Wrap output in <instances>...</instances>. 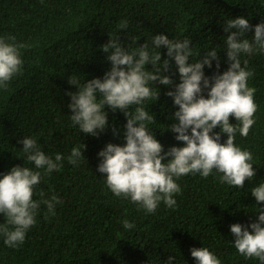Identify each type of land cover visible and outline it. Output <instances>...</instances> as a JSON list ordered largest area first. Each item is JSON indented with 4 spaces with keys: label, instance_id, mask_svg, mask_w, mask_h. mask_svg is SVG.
Segmentation results:
<instances>
[{
    "label": "trees",
    "instance_id": "1",
    "mask_svg": "<svg viewBox=\"0 0 264 264\" xmlns=\"http://www.w3.org/2000/svg\"><path fill=\"white\" fill-rule=\"evenodd\" d=\"M239 16L253 25L246 33L251 39L254 26L264 22V0H0V36H15L26 45L21 49V72L0 88V179L17 165L41 171L33 199L55 195L60 201L54 214L41 202L36 223L19 247L6 245L0 234V264H167L170 256H175L172 264H196L191 255L194 247L209 248L222 264H261L258 258L238 253L230 226H248L264 210V202L257 204L251 192L264 182V52L241 57L242 66L246 60L254 73L249 86L256 89L258 105L248 136L239 131L235 136L237 145L253 153L256 169L244 188L222 183L223 174L216 170L206 178L190 173L177 180L181 192L174 197V207L161 202L154 213H147L130 198L116 197L106 185V174L97 170L102 160L98 153L108 143H126L125 112L106 105L107 127L93 136L73 125L69 108V93L79 90L69 83L73 74L83 84L103 79L111 69L109 54L101 48L111 37L121 38L128 50L147 43L150 54L161 51L162 59H169L167 49L153 48L155 35L188 39L193 63L215 49L219 69L216 60L211 68H204L205 75L212 77L229 67L224 41L230 33L224 25ZM165 74L174 83L152 84L159 98L145 100L144 107L156 118L149 131L167 151L184 142L168 129L178 110L174 98L167 95L180 82L174 60ZM230 123L238 121L233 116ZM213 131L220 132V127ZM25 137L35 138L53 159L60 153L62 166L50 174L36 169L22 150ZM226 140L227 134L221 133V143ZM83 144L84 156L76 165L69 163L72 148ZM124 220L134 227L125 229ZM5 223L0 214V225Z\"/></svg>",
    "mask_w": 264,
    "mask_h": 264
},
{
    "label": "clouds",
    "instance_id": "2",
    "mask_svg": "<svg viewBox=\"0 0 264 264\" xmlns=\"http://www.w3.org/2000/svg\"><path fill=\"white\" fill-rule=\"evenodd\" d=\"M252 28L244 16L226 22L224 31L230 34L224 44L229 67L212 77L205 75L204 68L206 65L211 68L216 60L219 69V54L215 49L193 63L190 62L193 52L188 39L173 41L167 34L160 33L153 39V48L165 47L169 59H162L161 51L150 54L147 43L128 50L120 42L121 38L110 36V41L101 45L111 62V69L103 79L94 78L82 84L75 74L69 78V83L79 88L69 93L71 120L82 133L96 136L106 129V105L113 111H124L127 116L126 143H108L98 153L102 160L97 170L106 174V185L116 197L130 198L147 213H154L161 202L170 208L176 205L174 197L181 192L177 183L181 176L199 173L206 178L216 170L223 174L222 183L237 188H244L246 180H253L256 176L253 153L235 143L237 131L242 137L248 136L258 110L256 89L249 86V78L254 73L246 60L242 66L241 57L264 52V22L254 26V35L249 39L246 33ZM24 47L26 45L18 43L15 36H0V88L7 87L21 72V49ZM173 60L180 82L167 95L174 98L178 110L173 116L175 122L168 129L177 134L176 140L184 142V146H172L165 151L163 144L149 131L148 125L156 118L145 109L144 101L158 100L160 92L152 88L155 82L174 83L172 76L165 74ZM149 63L151 68L146 67ZM205 89L207 96L203 94ZM132 106H136L134 112L129 111ZM233 116L238 121L235 125L230 123ZM218 126L220 132H214ZM221 133L227 134L224 143H221ZM21 142L27 160L34 162L36 169L44 170V174L62 166L63 156L57 153L53 159L46 155L35 138L25 137ZM86 147L85 144L82 148L73 147L69 163L78 164ZM41 179V171L19 165L0 179V214L6 217V223L0 225V234L9 247H19L25 241L27 232L36 223L41 202L51 214L55 212V204L60 202L55 195L49 200L33 199ZM251 192L257 204L264 202V182L253 187ZM40 195L43 197V193ZM258 213L256 222L248 226L234 223L230 229L238 253L246 258H258L264 264V210ZM123 226L131 229L134 224L124 220ZM191 255L196 264H222L207 247H194ZM174 260L175 256H170L167 264Z\"/></svg>",
    "mask_w": 264,
    "mask_h": 264
}]
</instances>
